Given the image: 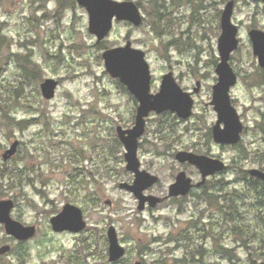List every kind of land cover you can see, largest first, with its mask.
<instances>
[{"label": "rangeland", "instance_id": "obj_1", "mask_svg": "<svg viewBox=\"0 0 264 264\" xmlns=\"http://www.w3.org/2000/svg\"><path fill=\"white\" fill-rule=\"evenodd\" d=\"M134 1L143 23L115 20L99 41L77 0H0V174L7 173L0 176V200L12 198V216L37 226L36 235L22 241L0 222V247H12L0 254V264L264 261V181L249 172L264 170V68L249 35L252 28L264 30V0H235L239 46L230 63L238 82L230 94L244 129L237 145L223 146L211 135L218 120L211 101L229 0ZM128 41L146 52L153 93L172 71L195 99L189 118L173 111L147 118L138 157L143 169L160 176L153 192L166 194L186 167L175 158L179 150L218 156L228 165L205 188L153 210H140L134 193L120 187L133 183L135 173L126 167L117 127L134 126L139 102L107 71L103 52ZM47 78L59 82L52 99L41 89ZM16 140V154L5 161ZM187 169L195 182L201 179L195 167ZM67 203L83 210L84 231L53 229L51 218ZM110 225L127 251L117 262L109 259Z\"/></svg>", "mask_w": 264, "mask_h": 264}, {"label": "water", "instance_id": "obj_2", "mask_svg": "<svg viewBox=\"0 0 264 264\" xmlns=\"http://www.w3.org/2000/svg\"><path fill=\"white\" fill-rule=\"evenodd\" d=\"M84 6L90 17L89 30L95 34L99 41L106 38L113 29L115 20L128 21L135 26H140L144 15L139 4L134 0H77ZM235 1L230 0L222 13V34L218 47L220 62L216 71L219 74L218 82L213 86L212 104L218 112L219 119L213 128L214 140L219 143L237 144L242 138L244 125L236 107L232 103L230 90L237 83L238 76L231 63V53L239 46V27L233 22ZM1 32V24H0ZM253 42L254 53L258 56L259 63L264 67V30L253 28L249 31ZM107 71L114 78H118L128 90L138 99L136 121L133 127L124 128L119 125L117 132L126 148L125 159L127 169L135 173L133 183L122 182L120 187L134 193L138 198V208L145 210L147 204L156 206L162 198L155 195H146L144 191L154 185L159 177L141 168L138 157L139 139L146 131V119L152 112L163 113L167 110L174 111L181 118H189L193 114L194 98L191 92L184 90L178 83L172 71L163 75L161 88L157 93L151 91L152 74L146 52L133 46L131 41L125 45L108 48L103 52ZM59 82L54 78H47L41 89L46 99L55 96ZM201 89V81H197L195 92ZM224 122V127L222 123ZM19 141L12 143L11 147L3 153L5 161L13 157L18 149ZM175 158L181 162L196 165L205 180L209 175L222 171L226 163L220 158H215L203 153L190 150H179ZM250 174L264 180V170L250 169ZM193 187L192 179L185 171L179 172L176 181L170 187V196L187 195ZM15 206L12 198L0 200V222L4 224L7 234L18 240H29L37 233L36 225H25L15 219L11 212ZM55 231L81 232L87 227L83 210L72 203L64 205L63 209L51 218ZM109 259L111 262L122 259L126 248L121 244L117 228L111 225L108 229ZM10 244L0 247V254L11 250ZM136 264H141L136 262ZM253 264H264V261Z\"/></svg>", "mask_w": 264, "mask_h": 264}, {"label": "flooded vegetation", "instance_id": "obj_3", "mask_svg": "<svg viewBox=\"0 0 264 264\" xmlns=\"http://www.w3.org/2000/svg\"><path fill=\"white\" fill-rule=\"evenodd\" d=\"M230 1V0H229ZM228 1V2H229ZM235 1V0H234ZM227 2V3H228ZM226 6V5H225ZM234 8H235V5H234ZM225 9V8H224ZM223 13V12H222ZM232 19H233V17H232ZM221 20H222V17H221ZM256 28V27H255ZM253 29V28H252ZM260 29V28H259ZM251 30V29H250ZM251 38V37H250ZM239 39V38H238ZM253 43V42H252ZM218 49H219V47H218ZM236 50V49H235ZM234 50V51H235ZM254 50V49H253ZM233 51V52H234ZM232 52V53H233ZM220 53V52H219ZM231 53V54H232ZM258 57V56H257ZM230 58H231V56H230ZM218 65V64H217ZM261 65V64H260ZM263 67V66H262ZM217 68V67H216ZM264 68V67H263ZM234 69V68H233ZM235 71V70H234ZM217 72V71H216ZM236 73V72H235ZM237 74V73H236ZM219 75V74H218ZM175 76V75H174ZM238 76V75H237ZM219 80V79H218ZM198 81H200V80H198ZM237 82H238V80H237ZM237 84V83H236ZM235 84V85H236ZM215 85V84H214ZM234 85V86H235ZM197 86V85H196ZM195 86V87H196ZM194 87V88H195ZM233 87V86H232ZM183 88V87H182ZM128 89V88H127ZM185 90V89H184ZM195 91V90H194ZM214 91V90H213ZM231 91V90H230ZM190 92V91H189ZM192 93V92H191ZM196 93H198V92H196ZM192 95H193V93H192ZM231 95V94H230ZM136 98V97H135ZM194 98V97H193ZM137 99V98H136ZM213 99V98H212ZM232 99V98H231ZM195 100V99H194ZM137 101H138V99H137ZM139 102V101H138ZM195 103V102H194ZM211 103H212V101H211ZM213 105V104H212ZM234 105V104H233ZM214 106V105H213ZM137 109H138V107H137ZM214 109H215V107H214ZM167 111H171V110H167ZM216 111V110H215ZM155 112V111H154ZM174 112V111H173ZM217 112V111H216ZM156 113V112H155ZM164 113V112H163ZM157 114H159V113H157ZM161 114V113H160ZM217 114H218V112H217ZM184 119V118H183ZM218 119H219V116H218ZM218 121V120H217ZM217 123V122H216ZM215 123V124H216ZM215 124L214 125H212V127H211V135L213 136V128H214V126H215ZM222 127H224V122L222 123ZM213 139H214V136H213ZM242 139V138H241ZM215 141V140H214ZM241 141V140H240ZM239 141V142H240ZM216 142V141H215ZM216 143H218V144H220V145H237V144H226V143H219V142H216ZM207 155H209V154H207ZM209 156H212V157H215V158H220L221 160H223L221 157H218V156H213V155H209ZM224 161V160H223ZM225 162V161H224ZM181 163V162H180ZM181 164H183V165H186V167L185 166H182L181 167V169L177 172V173H175L174 174V177H175V181H176V178H177V175L179 174V172H181V171H185L186 173H187V176H189L191 179H192V184H193V187H192V189H191V191L189 192V194H187V195H179V196H170L169 195V193H170V187H171V185L175 182H172V183H170L169 185H168V187H167V192H166V194H165V192H164V194L161 196V195H158L157 193H155V192H153V189H154V187L156 186V185H158V183H159V181H160V176L158 175V174H155V175H157L158 177H159V180L154 184V185H152V186H150L149 188H147L145 191H144V193L146 194V195H155V196H158V197H160V198H162V201L161 202H159L156 206H150V205H148L147 204V206H146V208H145V210L146 209H148V210H153V209H155L158 205H160V204H162V203H164V202H166V201H168V200H171V199H180V198H184V197H186V196H188V195H190L192 192H193V190L195 189V188H205L206 186H207V184H208V178L209 177H211V176H214V175H216V174H218V173H221V172H224L227 168H228V165L226 164V167L222 170V171H219V172H216L215 174H212V175H209L205 180H203V176H202V173H201V171H200V169L196 166V165H194V164H192V163H189V162H184V163H181ZM188 165H191V166H193V167H195V169L198 171V173H200V175H201V179L199 180V181H194V178L192 177V174L189 172V170L187 169V167H191V166H188ZM141 168H142V165H141ZM143 169V168H142ZM146 170V169H145ZM151 173V172H150ZM154 174V173H153ZM255 178H258V177H255ZM258 179H260V178H258ZM260 180H262V179H260ZM262 181H264V180H262ZM111 226V225H110ZM109 229V228H108ZM108 252H109V248H108ZM94 254V253H93ZM119 261V260H118ZM114 262H117V261H114Z\"/></svg>", "mask_w": 264, "mask_h": 264}, {"label": "trees", "instance_id": "obj_4", "mask_svg": "<svg viewBox=\"0 0 264 264\" xmlns=\"http://www.w3.org/2000/svg\"><path fill=\"white\" fill-rule=\"evenodd\" d=\"M0 176H7V173L6 172H2V174H0ZM256 180L260 181V179L256 178ZM223 208V206H221ZM232 219V218H231Z\"/></svg>", "mask_w": 264, "mask_h": 264}]
</instances>
